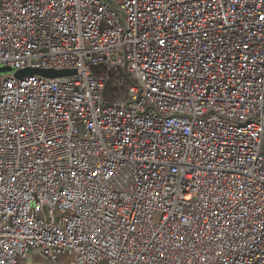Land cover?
Listing matches in <instances>:
<instances>
[{"label":"built area","instance_id":"built-area-1","mask_svg":"<svg viewBox=\"0 0 264 264\" xmlns=\"http://www.w3.org/2000/svg\"><path fill=\"white\" fill-rule=\"evenodd\" d=\"M0 66V264H264V0H3Z\"/></svg>","mask_w":264,"mask_h":264},{"label":"water","instance_id":"water-1","mask_svg":"<svg viewBox=\"0 0 264 264\" xmlns=\"http://www.w3.org/2000/svg\"><path fill=\"white\" fill-rule=\"evenodd\" d=\"M74 71H53V70H32L25 69L14 73L15 78H22L28 75H39L45 78H57L73 75Z\"/></svg>","mask_w":264,"mask_h":264},{"label":"crops","instance_id":"crops-1","mask_svg":"<svg viewBox=\"0 0 264 264\" xmlns=\"http://www.w3.org/2000/svg\"><path fill=\"white\" fill-rule=\"evenodd\" d=\"M3 1V0H0ZM18 264H52L48 260H46L39 250L32 249L29 251L27 257L21 259ZM55 264H69L68 257H61L57 263Z\"/></svg>","mask_w":264,"mask_h":264},{"label":"rangeland","instance_id":"rangeland-1","mask_svg":"<svg viewBox=\"0 0 264 264\" xmlns=\"http://www.w3.org/2000/svg\"><path fill=\"white\" fill-rule=\"evenodd\" d=\"M13 73V69L10 66H0V76Z\"/></svg>","mask_w":264,"mask_h":264},{"label":"snow or ice","instance_id":"snow-or-ice-1","mask_svg":"<svg viewBox=\"0 0 264 264\" xmlns=\"http://www.w3.org/2000/svg\"><path fill=\"white\" fill-rule=\"evenodd\" d=\"M163 43V42H162Z\"/></svg>","mask_w":264,"mask_h":264}]
</instances>
